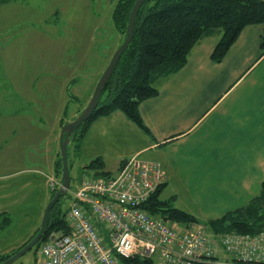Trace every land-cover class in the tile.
Listing matches in <instances>:
<instances>
[{
	"label": "crops",
	"instance_id": "0c3cea01",
	"mask_svg": "<svg viewBox=\"0 0 264 264\" xmlns=\"http://www.w3.org/2000/svg\"><path fill=\"white\" fill-rule=\"evenodd\" d=\"M262 31L261 24L244 27L219 62L210 58L219 36L199 41L186 63L159 82L156 96L138 105L149 133L121 111L100 116L89 124L78 153L71 150L69 169L77 166L79 177L94 175L84 168L95 158L110 175L134 157L160 163L162 190L173 187L188 198L185 208L200 222L248 202L264 180ZM103 70L74 96L75 78L40 81L41 74L30 72L29 97L21 88L5 90L0 79V256L18 251L40 227L52 193L49 178L60 180L61 127L87 105ZM71 100L80 106L67 119ZM25 156L30 167L11 166Z\"/></svg>",
	"mask_w": 264,
	"mask_h": 264
},
{
	"label": "trees",
	"instance_id": "16d2710c",
	"mask_svg": "<svg viewBox=\"0 0 264 264\" xmlns=\"http://www.w3.org/2000/svg\"><path fill=\"white\" fill-rule=\"evenodd\" d=\"M12 1L0 0V4ZM134 2L135 0H117L112 12L113 27L118 34L123 35V38L127 29L128 15ZM256 24L263 26L260 45L264 52V0H148L143 2L136 13L130 44L121 55L110 79L105 83L95 111L74 132L69 144H73V148L78 153L79 143L89 124L94 119L109 115L114 110L121 111L140 130L146 134L149 133V129L140 118L138 105L145 99L156 96L159 82L177 72L186 63L189 54L199 41L207 37L219 36L210 54L211 60L219 62L244 27ZM69 165L68 156V167ZM103 166L101 158H95L85 165L84 169L92 171L94 176L98 177L110 175L103 170ZM55 168L59 176L62 169L60 157L56 161ZM162 185L163 183L141 206L153 218L181 225L197 222L202 225L207 235L215 239L231 233L241 236L264 234V180L257 194L248 202L222 214L219 218L206 222H200L185 210L172 207L171 201L161 199L159 195ZM51 191L50 198L57 189ZM69 191H71L70 187ZM64 198L70 199V192L61 196L48 212L46 231L40 241H44L49 232H56L59 235L69 232V225L64 220L66 210L60 207V200ZM15 252L0 256V263ZM119 262L120 264H153L150 259L138 257H120Z\"/></svg>",
	"mask_w": 264,
	"mask_h": 264
},
{
	"label": "built area",
	"instance_id": "2783aa9c",
	"mask_svg": "<svg viewBox=\"0 0 264 264\" xmlns=\"http://www.w3.org/2000/svg\"><path fill=\"white\" fill-rule=\"evenodd\" d=\"M70 192L67 234L49 232L36 247L35 264H120V257L153 264H264V234L221 235L218 251L202 225L185 229L146 215L142 204L160 186V163L125 160L114 174L83 173ZM60 180L49 178L51 190Z\"/></svg>",
	"mask_w": 264,
	"mask_h": 264
},
{
	"label": "rangeland",
	"instance_id": "374dc122",
	"mask_svg": "<svg viewBox=\"0 0 264 264\" xmlns=\"http://www.w3.org/2000/svg\"><path fill=\"white\" fill-rule=\"evenodd\" d=\"M117 0H13L0 4V79L5 90L23 89L29 97L32 91L30 72L38 80L53 76L75 78L76 85L70 93L76 95L81 85L91 76L95 79L111 55L123 42L112 23V12ZM46 60V61H44ZM45 73H50V76ZM28 79V80H27ZM77 101L67 104L68 119L79 107ZM73 144L68 146V156ZM30 167L28 157H17L11 166ZM91 172V171H88ZM60 176V175H59ZM79 168H70L73 189L79 181ZM159 197L171 201V206L186 210L188 198L164 188ZM70 199L60 200L66 210ZM214 247L218 251L215 238ZM36 249H32L12 264H35ZM35 250V252L33 251Z\"/></svg>",
	"mask_w": 264,
	"mask_h": 264
},
{
	"label": "water",
	"instance_id": "95a60500",
	"mask_svg": "<svg viewBox=\"0 0 264 264\" xmlns=\"http://www.w3.org/2000/svg\"><path fill=\"white\" fill-rule=\"evenodd\" d=\"M148 1V0H135V2L132 4V8L129 13V18L126 26V32L124 35V40L120 44V46L115 50V52L111 55L108 65L105 67V69L102 71L101 76L99 77L98 81L95 84V88L90 96V99L87 103V105L83 108V110L77 115V117L69 122H66L65 125L61 127L60 130V139H59V145H60V151L59 156L61 158V174H60V186L58 187L55 194L49 199L47 206L45 207L43 211V216L40 221V227L38 228L37 233L33 236L31 240H29L26 245L21 247L18 251L15 252V254L9 256L8 258L4 259V262L0 264H12L15 262L16 259L20 258L26 252L34 249V247L37 246V243L40 242L42 239V236L44 235L46 231V223L48 218V212L54 207V205L57 203L58 199L61 196H64L69 191V184L71 181L70 178V169L68 167V156H67V147L68 143L71 140L74 132L78 129V127L85 123L89 117L93 114L95 111V108L98 105L99 102V96L104 88L105 83L110 79V76L112 75V72L116 65L118 64V61L121 57V55L124 53V50L127 48V46L131 42V38L134 31V22L136 18V13L141 7L142 3Z\"/></svg>",
	"mask_w": 264,
	"mask_h": 264
},
{
	"label": "bare ground",
	"instance_id": "6f19581e",
	"mask_svg": "<svg viewBox=\"0 0 264 264\" xmlns=\"http://www.w3.org/2000/svg\"><path fill=\"white\" fill-rule=\"evenodd\" d=\"M158 187H159V186H158ZM158 187H157V188H158ZM157 188H156V189H157ZM156 189H155V190H156ZM155 190H154V191H155ZM141 209H142V208H141ZM142 210H143V209H142ZM143 212H144L146 215H148L144 210H143ZM148 216H149V215H148ZM149 217H150V216H149ZM151 217H152V216H151ZM158 220H159V219H158ZM161 221H163V220H161ZM163 222H165V221H163ZM165 223H168V222H165ZM173 223H174V222H173ZM173 223H170V224H173ZM174 224H176L177 226H179V227L182 228V229H185L186 227H189V226H191V225H196V224H197V225H200V224L197 223V222H196V223H188V224H185V225H181V224H179V223H174ZM47 239H48V236L46 237V239H45L44 241H40L39 243H44V242L47 241ZM39 243H37V246H38ZM37 246H36V247H37ZM36 247H34V249H35Z\"/></svg>",
	"mask_w": 264,
	"mask_h": 264
}]
</instances>
